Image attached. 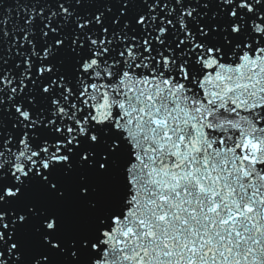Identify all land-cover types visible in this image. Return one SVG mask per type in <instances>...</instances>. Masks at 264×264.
I'll list each match as a JSON object with an SVG mask.
<instances>
[{
	"label": "snow or ice",
	"instance_id": "6c2138e0",
	"mask_svg": "<svg viewBox=\"0 0 264 264\" xmlns=\"http://www.w3.org/2000/svg\"><path fill=\"white\" fill-rule=\"evenodd\" d=\"M74 165L124 189L73 258L264 264V0H0V264H26L34 221L65 251L55 215L14 205L34 182L62 198L53 170Z\"/></svg>",
	"mask_w": 264,
	"mask_h": 264
},
{
	"label": "water",
	"instance_id": "95a60500",
	"mask_svg": "<svg viewBox=\"0 0 264 264\" xmlns=\"http://www.w3.org/2000/svg\"><path fill=\"white\" fill-rule=\"evenodd\" d=\"M4 6L5 8H12L11 4H5ZM104 7L103 3L84 5L82 11L93 13L97 10H102ZM108 7H111L113 12L116 13L121 5L111 4ZM141 7L139 4H130L126 11H134ZM195 7L199 8V5H195ZM217 7L215 4L210 5L212 10L217 9ZM15 11L16 9L13 8V14ZM5 55L7 57L10 53L6 50ZM72 55L74 54L57 55L52 63H56L62 72L71 73L72 64L74 63L71 58ZM59 61L63 63H58ZM4 122L5 131L11 129V120L7 113H5ZM99 135L102 139L109 141L114 138V136L105 137L103 129L99 130ZM92 147L97 152L104 150L102 146ZM82 175L87 177L86 184H82L80 181ZM53 176L57 187L64 193L62 198H57L55 193H50L38 182H34L29 188L22 189V199L14 207H21L24 211H27L28 206H33L37 212L40 209H45L48 215H55L59 226L56 238L63 241L61 246L65 251L59 253L56 250H50L46 245L41 246L40 236L34 230L39 221L20 225V231L17 236L23 248L26 264H30L31 259L37 255L47 256L48 264H87V257L83 253L78 252L77 257L73 258L71 252L79 249L80 240L88 239L93 234L97 216L102 214L109 204L123 195L124 177L119 169H114L109 174L97 175L93 170L76 168L75 165L74 170L67 175H65L63 169L55 168ZM81 187L88 188L89 195L87 197L80 195ZM88 200L94 201L96 207H89ZM46 218L44 217V219ZM69 241L75 242V246H69Z\"/></svg>",
	"mask_w": 264,
	"mask_h": 264
}]
</instances>
